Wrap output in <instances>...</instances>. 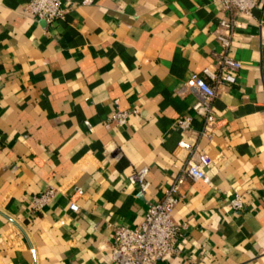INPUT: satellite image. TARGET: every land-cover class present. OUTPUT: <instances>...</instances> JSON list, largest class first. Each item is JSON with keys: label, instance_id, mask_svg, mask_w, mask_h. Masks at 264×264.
Returning a JSON list of instances; mask_svg holds the SVG:
<instances>
[{"label": "crops", "instance_id": "crops-1", "mask_svg": "<svg viewBox=\"0 0 264 264\" xmlns=\"http://www.w3.org/2000/svg\"><path fill=\"white\" fill-rule=\"evenodd\" d=\"M30 1L0 0V264H113L114 227H138L182 174L181 140L212 163L181 186L173 218L187 229L157 264H264V0L239 16L230 54L242 68L214 102L212 141L200 117L189 132L177 120L196 100L186 82L224 52L217 0H64L51 25ZM130 109L119 126L113 114ZM143 166L138 199L129 177Z\"/></svg>", "mask_w": 264, "mask_h": 264}, {"label": "built area", "instance_id": "built-area-1", "mask_svg": "<svg viewBox=\"0 0 264 264\" xmlns=\"http://www.w3.org/2000/svg\"><path fill=\"white\" fill-rule=\"evenodd\" d=\"M221 8L229 14L222 20L216 32V39L224 49L214 68L207 67L202 75H193L185 84L184 90L195 93L196 100L192 106V114L177 120L178 127L183 132L192 130L195 117H200L203 126L199 131L200 140L212 141L218 131V119L214 102L223 87H230L236 82L242 63L230 54L232 43L236 35L243 29V22L239 16H252L261 0H217ZM28 14L43 21L46 25L53 24L62 18L67 10L64 0H31L26 6ZM138 110H117L112 118L119 126L127 125L129 118L137 114ZM179 148L186 150L188 159L182 168V174L166 191L164 197L155 203H149L144 220L136 228L126 226L114 227V243L111 248L113 264H157L159 260L172 259L178 253L177 242L184 236L187 224H181L173 218V212L180 202L178 196L183 183L205 179L207 168L212 160L207 153H199L196 144L181 140ZM149 172L147 166L134 170L129 182L136 187L135 197L145 198L149 188ZM83 190H77L75 196H82ZM56 195L51 188L45 193L36 196L32 201L35 211H41ZM229 205L235 210L245 208L244 196L237 194ZM70 210L79 212L76 200H72Z\"/></svg>", "mask_w": 264, "mask_h": 264}]
</instances>
